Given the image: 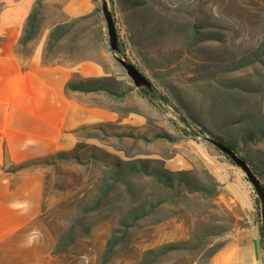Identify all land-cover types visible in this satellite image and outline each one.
I'll return each instance as SVG.
<instances>
[{
	"label": "rangeland",
	"instance_id": "1",
	"mask_svg": "<svg viewBox=\"0 0 264 264\" xmlns=\"http://www.w3.org/2000/svg\"><path fill=\"white\" fill-rule=\"evenodd\" d=\"M92 2L91 15L70 19L58 0L33 5L40 8V25L73 23L55 45H45L43 62L98 63L107 89L71 93L94 110L92 121L73 130L71 148L29 165L42 176L41 209L19 232L15 262L5 264H137L145 250L172 243L181 245L154 264H250L253 251L264 264L254 187L207 138L234 135L233 150L264 184V137L242 134L264 113V0H106L122 49L117 55L134 64L155 93L136 87L114 59L102 0ZM208 33L215 39H201ZM116 159L191 170L204 182L210 174L217 193L176 192L140 172L132 177L134 197L119 185L91 210ZM156 199L160 205L107 251V240L122 233L119 220L129 206ZM67 231L73 242L53 253Z\"/></svg>",
	"mask_w": 264,
	"mask_h": 264
},
{
	"label": "crops",
	"instance_id": "2",
	"mask_svg": "<svg viewBox=\"0 0 264 264\" xmlns=\"http://www.w3.org/2000/svg\"><path fill=\"white\" fill-rule=\"evenodd\" d=\"M51 1L42 0L43 7ZM58 1L68 19L85 16L94 8L92 0ZM0 2V264H5L7 258L15 262L19 232L37 218L43 190L37 168H12L74 145L73 130L92 121L94 110L71 96L79 91H65V84L74 75L86 78L103 74L95 62H43L49 32L58 22L44 21L21 45L19 40L35 0ZM22 47L27 49L24 55L19 53ZM249 259L250 264H261L254 251Z\"/></svg>",
	"mask_w": 264,
	"mask_h": 264
},
{
	"label": "trees",
	"instance_id": "3",
	"mask_svg": "<svg viewBox=\"0 0 264 264\" xmlns=\"http://www.w3.org/2000/svg\"><path fill=\"white\" fill-rule=\"evenodd\" d=\"M93 12V11H92ZM90 12L89 15L92 14ZM89 15L81 16V18L88 17ZM40 8L38 6H33L31 12L29 13L27 20L25 22V26L23 28V33L19 40L21 45L27 43L37 32L40 26ZM71 21H65L62 23L55 24L48 35L46 46L52 47L57 43L72 26ZM216 36L214 34L208 33L204 34L201 39H215ZM119 45V52H122V49ZM107 88L104 85L103 77H86L80 78L78 80L70 79L65 84V91H80V92H92L99 90H106ZM153 93L155 90L153 88H149ZM253 124L255 126L251 129L248 128L242 134L245 135L243 137H264V113L253 118ZM242 137V138H243ZM215 140L221 141L227 146L233 148L235 144V136H228V141H224L221 138L215 137ZM61 152H56L59 155ZM51 156V155H50ZM46 157L35 158L31 160H27L13 167L12 170H18L24 167H28L33 163L38 162H47L49 161ZM149 160L138 159L135 162L133 161H125L121 159H116L112 162L109 167L108 177H104L103 182L99 188V197L94 201L91 206L92 209H96L100 202L109 196L119 185H121L124 189V192L129 197H134V195L138 192L137 186L132 180L133 176H137L140 172L153 176L157 182L162 183L165 187L170 190H175L176 192L181 189L186 190L189 193L199 192L202 194H206L209 196H214L217 193V185L214 176H209V181L204 182L201 179H198L194 176V172L191 170H167L165 168L159 166H151ZM160 205V200H151L149 202H139L138 204L130 205L129 208L124 213V216L119 220V224L123 227L122 233L119 235L113 234L108 240L106 244V250L111 251L114 246L121 243L123 237L125 235V231L133 226L137 221L144 218L145 216L152 213L154 208ZM91 226L86 228L80 235H85L89 232ZM71 232H61L55 242L54 248L52 250L53 253H61L65 251L68 245L73 242V238L70 237ZM70 240H67V239ZM181 243L178 244H168L165 246H160L158 248H151L145 250L139 262L137 264H154L159 260V257L163 255L165 252L169 250H174L176 247L179 248ZM106 251V252H107ZM214 250L212 249V252Z\"/></svg>",
	"mask_w": 264,
	"mask_h": 264
},
{
	"label": "water",
	"instance_id": "4",
	"mask_svg": "<svg viewBox=\"0 0 264 264\" xmlns=\"http://www.w3.org/2000/svg\"><path fill=\"white\" fill-rule=\"evenodd\" d=\"M102 14L105 21L106 32L108 36V44L111 51L114 53V59L120 64V66L124 69L125 74L130 78L133 84L136 87H147L151 88V82L138 70V68L126 60L123 57L118 56L119 53V45L118 38L116 33L115 23L113 21L112 14L108 9L106 0H102ZM218 149H220L223 153H225L229 158L238 165L244 172L247 179L253 185L254 190L257 194L258 200L260 202V210H261V234L264 242V184L261 180L256 176L254 170L251 166L239 156L233 148L227 146L221 141L215 140L213 138L207 137Z\"/></svg>",
	"mask_w": 264,
	"mask_h": 264
}]
</instances>
